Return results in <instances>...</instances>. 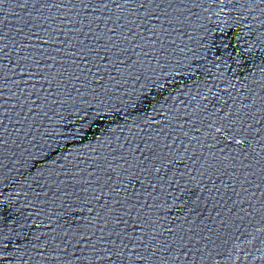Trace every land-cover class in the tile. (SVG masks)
<instances>
[{
	"label": "water",
	"instance_id": "1",
	"mask_svg": "<svg viewBox=\"0 0 264 264\" xmlns=\"http://www.w3.org/2000/svg\"><path fill=\"white\" fill-rule=\"evenodd\" d=\"M0 264H264V0H0Z\"/></svg>",
	"mask_w": 264,
	"mask_h": 264
}]
</instances>
